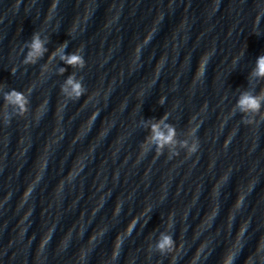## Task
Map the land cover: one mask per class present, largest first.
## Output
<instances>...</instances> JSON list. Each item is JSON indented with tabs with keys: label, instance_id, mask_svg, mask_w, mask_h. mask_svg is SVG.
<instances>
[{
	"label": "clouds",
	"instance_id": "1",
	"mask_svg": "<svg viewBox=\"0 0 264 264\" xmlns=\"http://www.w3.org/2000/svg\"><path fill=\"white\" fill-rule=\"evenodd\" d=\"M66 46V45H64ZM41 42L38 38H34L33 40V44H32V48L34 50V52H40L41 50ZM33 55V53H30L29 56L31 57ZM62 59H65V62L69 65L72 66H80L83 67L84 66V60L83 57L79 56V55H70L68 57H62ZM255 75H257L258 77H264V56H260L257 59V65H256V69H255ZM68 84L72 85V91L75 94V97L77 99H79L83 94H84V89H82L80 83L74 82L73 79L70 77L67 81ZM10 100H13L15 103H17L22 110H26L24 108V105L26 103L25 98L23 97V95L19 92H15L13 91V93L10 94L9 97H7ZM164 98H161L160 103H163ZM239 106L241 108V110L243 111H248V110H252V111H258L260 108V102H259V98L254 97V96H250V95H244L241 97L240 101H239ZM153 132L155 133L154 135V140L158 143V145H160V142L163 141L164 143H170L172 141L173 135H174V130L169 128L168 134L165 136L164 134L160 133L158 131V126L157 125H153ZM162 146V145H160ZM190 151L195 152L196 151V147L193 146L192 149H190ZM173 244V240L170 236H165L163 238V240L160 242V244L158 245V247L161 250H164L166 247H170Z\"/></svg>",
	"mask_w": 264,
	"mask_h": 264
}]
</instances>
